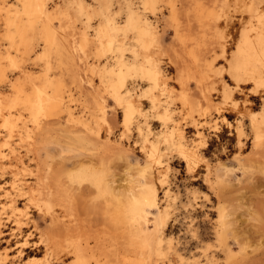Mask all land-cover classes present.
Instances as JSON below:
<instances>
[{
	"label": "bare ground",
	"instance_id": "bare-ground-1",
	"mask_svg": "<svg viewBox=\"0 0 264 264\" xmlns=\"http://www.w3.org/2000/svg\"><path fill=\"white\" fill-rule=\"evenodd\" d=\"M201 1L91 0L88 3L80 0L79 3H74V6H77L76 13L86 15L88 21L85 28H80L81 34L74 37L77 32L73 33L72 26L67 25L72 13L53 9L57 0H0V123L5 128L7 137L12 138L14 133H17V128H27L26 122H21L24 116L35 124L34 129L37 131L43 126L41 119L64 113L73 121L85 124L87 132L96 140L102 139L103 132L107 136L111 135L112 123L116 120L117 124L121 121L124 125L122 130L124 133L120 131L119 134L123 133L122 136L125 134L127 137L132 120H135L133 128L138 132L136 137L140 140L138 143L142 146L141 152L143 150L147 157L146 166L150 169L149 172L151 169L154 171L148 180L143 177L145 179L139 191H130L125 205L119 211L120 221L127 223V228L130 227L127 230L126 224L124 225L125 231L127 230L124 235L128 233L129 237L125 240L128 242H124L128 247L126 248L124 244L122 247L127 250L130 248V252L122 250L121 253H128L121 258L122 264H173L171 261L159 262L163 259L160 257L165 251L173 250V239L165 232L170 208L168 205L161 207L159 194L154 186V183L162 186L166 182L170 167L168 164L164 166L161 158L166 147H175L190 172H194L199 163L207 162L206 156L198 150V145L186 140L185 131L180 124L182 114L179 116L180 120H173V126L163 123L165 127L154 130L149 120L155 117L162 119L163 122L173 119L172 111L167 104L172 101L167 100L164 104L162 95H168L167 98L171 99L170 95H173V92L177 96L179 92L182 93L179 95L182 110L187 113L188 118L185 119L194 127L195 138L192 140L195 142L201 140L206 144L204 152L208 149L204 133L206 127L215 129L221 122L229 129L235 128V133L231 134L236 135L238 144L246 135L244 122L249 117L255 135V147H261L264 140V111L260 117L254 111L250 100L251 96L260 97L264 107V5H259L264 3V0H206L209 2L208 5L212 2L211 6L205 2L207 10ZM212 5L214 8L209 9L208 7ZM166 11L169 12L166 24L169 28L172 27V30L174 28L173 41L181 47V52L180 48L176 50L180 54L179 52L173 54L176 58L172 54L171 56L166 54L170 57L168 59L174 58L169 61L163 58V53L165 54L164 51L167 49L164 43L167 41H164L158 30V23L164 19ZM195 15L197 20H192ZM204 15L205 18L202 17ZM198 18L200 22H205L204 26L209 25L208 28L206 26L207 30L203 24L201 26L204 30L199 27V31L194 30L197 25L200 26L197 24ZM185 22H188L187 24L190 22V25L186 26ZM191 24L193 26L196 24L195 28ZM171 46L174 49L175 45ZM39 48L42 51L38 53ZM195 49L199 50L198 53ZM218 49L220 54L216 55ZM91 52L96 58L103 60V67L101 74L97 76L99 83L96 80L94 92H89L84 103L85 109L76 112L74 110L76 107L73 109L74 106L71 105L72 97L66 98L69 92L66 91L62 79L50 75L49 62L52 58L56 59L59 70L71 75L75 82L78 72L71 66L70 61L79 54ZM32 53L40 54L39 60L46 64L41 75L33 76L25 67L18 65L20 61L17 60L18 57L25 58ZM209 55L210 58L216 57L208 63V70L202 75L207 68L204 66V70L201 63H198L201 65L198 68L195 62L204 61ZM218 58L222 61V67L216 68L214 62H217ZM164 64L167 65V69L164 68ZM195 66L200 69L197 70L198 73L201 69L204 70L197 78L203 76L206 86L204 82H197L192 89L189 81L191 78L196 79ZM9 67H16L17 71L14 70L16 72L10 75L7 71ZM169 70L175 71L173 77L171 73H167ZM207 73L216 75L214 81ZM206 75L212 82L206 79ZM207 81L213 90L215 86L220 88L219 92H216L218 89L212 93L211 89L209 92L206 91L210 87ZM171 82L175 83L174 86ZM215 97L221 98L224 109L234 116L233 121L229 120L228 112L224 114L225 110L214 103ZM108 100L113 103L110 112L107 111ZM155 111L157 116L153 115ZM84 112L87 113L83 115ZM137 115L140 117L138 120L134 119ZM110 140L109 137L108 142ZM13 151L11 150L12 153ZM205 166L209 168V165ZM90 169L80 170L82 174L76 177L90 180L107 194L115 195L104 178L103 169L92 168L91 171ZM147 171L145 169L143 172ZM205 177L209 184V175ZM169 193L170 191L166 190L165 196H169ZM45 196L50 200L57 198L56 193L49 187ZM153 212L155 217L150 227V215H153ZM223 216L220 215L219 220L223 219L224 222ZM83 250L85 249L75 247L68 251V254L72 253L74 256V264L86 263ZM16 252L5 253L0 264H19L23 259L24 250L19 247ZM175 254L179 259L177 264H183L185 259L182 255L177 252ZM31 260L40 259L33 257ZM47 264L57 263L48 261Z\"/></svg>",
	"mask_w": 264,
	"mask_h": 264
},
{
	"label": "rangeland",
	"instance_id": "rangeland-1",
	"mask_svg": "<svg viewBox=\"0 0 264 264\" xmlns=\"http://www.w3.org/2000/svg\"><path fill=\"white\" fill-rule=\"evenodd\" d=\"M79 1L57 0L53 8L59 12L67 10L72 13L67 25L72 26L73 33L77 32L74 37L81 34V29L86 27L88 21L86 15L76 13L77 6H74V3ZM81 1L91 2V0ZM202 1L204 5L206 0ZM208 4L209 2H206V5ZM206 5L204 6L207 10ZM208 8L214 7L212 5ZM164 14V19L158 23V30L163 35L164 41H167V44L164 43L167 49L164 51L165 54L163 53V58L169 61L176 58L173 54H177L179 51L176 50L179 48L181 52V47L173 41L174 28L172 30V27L169 28L166 24L169 12L166 11ZM200 14L203 13H198ZM194 17L192 20H197V16ZM202 17L205 18V15ZM187 23L185 22L186 26L190 25V22ZM198 23L200 26L197 25L196 29H194L196 24L193 26L192 23L194 28L191 29L204 30L202 26L205 22H200L198 18ZM207 25L204 26L205 29ZM171 45H175L174 49ZM40 50L42 51L40 48L37 50L38 53ZM195 50L198 53L199 50ZM218 52L219 49L216 55L220 54ZM38 53L17 58L18 61L20 60L18 65L25 67L33 76L44 73L46 67V64L39 60ZM166 54L175 57L168 59L170 57ZM207 57L208 60L195 62L198 68L201 65L203 69L207 68L204 69L205 71L201 69V72L204 71L202 75L206 74L208 63L216 56ZM219 60L218 58L217 62H214L216 68L222 67V61ZM102 62L103 60L96 58L93 52L75 56L70 61L71 66L78 72V78L74 82L71 75L59 70L56 59L50 60V75L62 79L66 91L69 92L66 98L72 97L71 105L74 106L73 109L76 107L74 109L76 112L85 109L84 103L88 99L89 92H94L97 76L101 74L103 67ZM5 66L8 67L6 64ZM15 68L9 67L8 74L16 72ZM164 68L167 69V65L164 64ZM198 68L195 70L200 71ZM201 72H196L198 74L196 79L188 80L190 86L192 84V89L197 82H204L205 85L206 80L203 76L197 78ZM167 73H171L173 77L175 71L169 70ZM207 74H210L209 78L214 81L216 75ZM226 80L230 82L228 78ZM97 81L99 83V80ZM171 84L174 86L175 83L171 82ZM207 84L210 86L208 81ZM208 88L206 87L205 90L207 89L208 92L212 90L211 93L216 89H218L216 92H219L220 89L216 86L214 90L211 86ZM161 93L163 94L156 92V94ZM174 94L170 95L171 99L167 98L168 95L160 96L164 104L167 100V102L172 101L167 103L169 110L172 111L171 122H163L158 117L149 121L154 130H159L160 127H165L163 123L173 126V120L178 121L183 115L180 124L185 131L186 140L198 145V150L206 156L207 164L201 162L195 167L194 172H190L175 147H166L167 150L162 153L163 165L168 164L170 168L166 182L162 186L158 184L156 186L154 183V186L158 191L161 207L168 205L170 208L165 232L173 239V250L165 251L160 257L163 259L159 262L171 261L177 264L179 260L175 254L177 252L185 259L183 264H212L211 262L264 264V140L261 147H255V135L249 117L244 122L246 135L238 144L236 135L234 137L231 134L235 133V128L229 126V129L221 122L215 129L206 127L204 133L208 149L204 152L206 144L201 140L196 142L192 140L195 138L194 127L185 119L188 117L182 110L180 99L182 93L179 92V95L176 92L178 96ZM213 99L220 109L225 110L224 114L228 112L224 109L220 97ZM250 100L254 111L261 117L264 107L260 97L251 96ZM108 105L107 111H111L110 108L113 106L111 100H108ZM86 113L84 112L83 115ZM153 115L157 116L156 111ZM137 117L138 115L134 119L140 118ZM228 118L230 121L234 120L232 114L228 115ZM116 121L112 123L113 133L107 136L103 132L100 140H96L90 132H87L85 124L73 121L64 113L41 119L43 126L37 131L34 129L35 124L24 116L21 122H26L27 128H17V133L15 132L12 138L7 137V132L0 123V261L5 253H17L19 247H22L23 259L19 264H47L48 261L57 264H74V256L72 253L68 254V251L80 247L85 249L83 250L85 264H122L121 258L128 254L125 252H130V248L126 249L128 241H125L129 237L128 233L124 235L130 227L127 228V223L120 221L119 211L125 205L130 191H139L143 180L145 178L148 180L154 170L151 169L149 172L150 169L146 166L147 157L143 150L141 152V144L138 143L140 140L137 139L138 132L133 128L135 120H132L130 132L126 131L127 137L125 134L122 136L123 123L118 121L117 124ZM212 129L214 130L211 131ZM120 131L123 132L122 135L119 134ZM109 137L111 140L108 142ZM11 150H14L13 153ZM205 165H209V168L207 169L208 166ZM92 168L103 169L104 178L115 195L107 194L90 180L76 177L82 174L80 170L91 171ZM145 169L148 171L143 172ZM206 175L210 177L209 184L206 182ZM48 187L56 193V199L50 200L45 196ZM166 190L170 191L169 196H165ZM154 215L155 212L150 215V227ZM220 215H224V222L223 219L222 222L219 220ZM55 240L57 242H54ZM50 241L52 243H49ZM123 244L126 248L122 247ZM124 249L123 254L121 252ZM33 257L40 260H31Z\"/></svg>",
	"mask_w": 264,
	"mask_h": 264
}]
</instances>
